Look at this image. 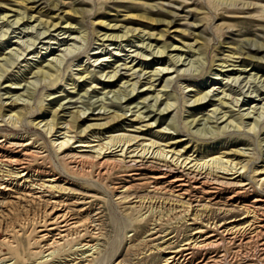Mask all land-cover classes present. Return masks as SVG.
I'll list each match as a JSON object with an SVG mask.
<instances>
[{
  "label": "rangeland",
  "instance_id": "374dc122",
  "mask_svg": "<svg viewBox=\"0 0 264 264\" xmlns=\"http://www.w3.org/2000/svg\"><path fill=\"white\" fill-rule=\"evenodd\" d=\"M27 1L31 2L27 4ZM53 1H0V59L5 57L9 60L8 64L0 61L4 66L0 69V106L6 110L13 107L16 112L23 106L26 108L23 109L22 121L12 119L7 113L0 116V135L13 131L18 137L30 139L34 147L44 150L41 152L46 156L39 167L57 171L65 178L69 171L70 179L76 184L70 186L73 194L69 198L79 197L89 203V214L80 218L91 217L98 225L96 229L100 230L103 256L96 264H112L117 259L123 260L124 264H162L163 257L154 250L151 240L168 235L163 238L167 240L178 231H185L186 240L199 224L191 225V220L168 222L164 219L160 226L165 232L163 235L153 234V222L138 224L137 220L143 214H149L151 205L145 202L141 206L136 202L141 198L162 200L170 197L149 192L151 190L143 188L145 184L142 181L120 177L118 172L110 177H96V174H84L70 164L64 167L50 143L58 134L53 136L45 131L48 128L44 125L50 119L49 115V118L46 116L47 111L64 108L61 114L64 122H68L73 113L82 112V115L92 118L83 129L90 124H105L116 114L124 115L120 120L121 126L116 128L118 133L168 144L172 142L171 137L161 133L171 132L175 135L172 138L183 141L178 149L189 146L186 151L195 153L194 157L210 149L224 155H233L236 151L245 153L243 160L248 169L243 173V179L251 185V192L264 199V184L263 191L256 185L259 176H264V0H57L65 5L60 11L53 9ZM77 9L80 13L73 14ZM169 14L174 18L167 16ZM139 15L172 20L175 26L166 37L159 39L158 33L167 30L166 27L152 26L131 18ZM67 18H70L68 22ZM47 20L49 25L45 23ZM101 22L110 24V27L105 29ZM51 23L60 24L53 28ZM135 29L137 31L133 32ZM174 30L180 33H172ZM151 34L155 36L151 37ZM110 35L112 38L108 37ZM195 35H200L199 42H195ZM165 42L171 43L172 47L163 52ZM236 48H243L244 52L262 59L261 62L251 63L244 60L245 55H233ZM48 63H54L56 72L53 78L32 75L38 66ZM125 63L130 67L136 65L138 72L145 69L149 74L141 76L137 72V75L129 77L133 73L125 70ZM116 67L120 71L118 76L109 79ZM166 68L173 74L162 79L164 71L158 77L160 80L153 82L152 88L157 91L166 85V92L160 94L162 98L159 101L155 99L156 93H151L149 96L152 98L143 103L142 98L147 95L142 91L149 83V77L154 71ZM82 74L86 78H81ZM127 80L132 81L124 84ZM134 83L138 85L133 95V87L129 85ZM198 89L210 91V97L202 106L193 103L195 93L189 92ZM18 96L21 98L17 99ZM219 99L228 104L226 108L220 106ZM14 100L23 106L12 104L9 107ZM167 104L172 107L170 113L166 111L164 116L158 115L167 108ZM215 109H219L216 114ZM138 111L146 118L145 121L150 122L134 118ZM105 112L111 114L104 115ZM224 113L227 116L220 120ZM194 119L196 124L190 126ZM149 124L151 126L148 127ZM102 128L90 129L87 135L99 134L95 135L94 141L103 142L113 133H106L107 130ZM76 141L78 138L72 143ZM255 170L259 172L255 173ZM124 181L133 186L132 192L121 194L115 190L114 184ZM89 187L93 190L90 191ZM125 196L129 199L123 202ZM254 197L250 196L247 204ZM5 200L0 197V202ZM68 202L76 212L79 211L80 208L72 205L74 202ZM202 204L195 203L194 211L201 212ZM159 206V199L152 204L153 209ZM219 209L231 211V215L222 214ZM209 211L210 217L217 221L244 216V212L236 209L235 205L212 206ZM11 217L0 218V259L9 256L15 262V255L2 242L5 238L11 240L10 233L3 231L5 225L11 223ZM131 230L134 231L128 234ZM17 240L14 243H20V252L29 263H33L26 236ZM262 243L259 241L240 248L238 243L228 241L225 248L206 252L205 259L216 257L222 260V264H264ZM201 259L202 254L199 253L196 261Z\"/></svg>",
  "mask_w": 264,
  "mask_h": 264
},
{
  "label": "bare ground",
  "instance_id": "6f19581e",
  "mask_svg": "<svg viewBox=\"0 0 264 264\" xmlns=\"http://www.w3.org/2000/svg\"><path fill=\"white\" fill-rule=\"evenodd\" d=\"M218 1L224 2L222 0ZM30 2L27 1V4ZM62 5L65 6L63 1L54 0L51 3L53 9H58L57 11H60ZM73 12V14L78 15L80 10L77 9ZM148 12L152 13V10H148ZM66 15L68 16V14ZM167 16L170 17L171 14ZM131 18H138L141 22L152 26L166 27L167 30L164 29L165 31L163 30L158 33L159 39L166 37L175 26V22L172 20H158L157 18L143 15H139V17L132 16ZM69 20L70 18H67V22ZM45 23L49 25L50 22L47 20ZM59 24L51 23L50 25L56 28ZM100 25H103L105 29L110 27V24H106L105 22H101ZM136 31V29L135 31L133 30V32ZM172 33H180V31L174 30ZM182 33L183 35H187L185 32ZM126 34H129V32H126ZM153 36L155 34H151V37ZM195 36L197 37L195 42H199L198 38L200 35ZM108 37L112 38V35ZM163 46L165 49L163 52H165L166 49L172 47V44L165 42ZM242 49L236 48L233 55H239L241 57L245 55L244 60L251 63L261 62L262 59L250 55L248 54L249 52H244ZM230 57L232 58V56ZM0 61L9 62L8 58L5 57L1 58ZM53 65L54 63H48L41 67L38 66L32 75L43 79L53 78L56 72L55 66ZM123 66H125V70L133 73L129 77L137 75L138 73H141V76L149 74V72H145V69H139L140 72H138V69H135L136 65L135 67H130L125 63ZM0 67L2 70V67H4L3 64ZM117 67L111 72L112 76L109 79H115L118 76L120 71L118 72ZM164 71L166 72L162 76V79L173 74L167 68L162 69V71H154L149 77V83L144 86V90L142 91L147 95L146 98H142L143 103L148 98H152L149 96L151 93H156L155 99L159 101L162 98L160 94L166 92L164 91L168 87L166 85L160 90H152L154 83L160 80L158 77ZM82 75L81 78H86L84 74ZM119 78L124 80L122 77ZM132 80H127L124 84H129ZM136 85L135 83L129 85L133 87V95L136 91ZM189 92L195 93L193 103H196L197 106H202L201 104L210 97V91L202 89L191 90ZM222 100L219 99L220 106L226 108L228 104L222 102ZM18 102L20 101L14 100L10 103L9 107L12 104L15 106L22 104ZM166 107L163 111L161 110L162 112L159 111L160 114L158 115L163 114L164 116L167 114L165 113L166 111L169 114L172 107L168 104ZM23 109H26L25 106L16 112L13 111V107L6 110V108L0 106V116L3 117L7 113L10 114L12 119L22 121L21 117L24 116ZM103 109L105 110V108ZM59 110L56 109L54 111L51 110L52 112L49 113L48 111L46 112V116L48 117L49 115L50 119L44 127L48 128L45 130L48 132H46L47 134L53 136L54 134H58L56 136L57 138L50 143L57 158L64 167L67 168V165L70 164L73 168L80 170L84 174L91 175L93 173L96 174V177H110L115 172H118L120 177H129L132 181H142L145 184L143 188L145 190H151L149 192L170 197L162 200L158 198L160 206L154 209L152 208V204L158 201L157 198H141L136 202L140 203L141 206L145 202L150 203L151 209L149 214L148 212L143 214L137 220V223L148 224L153 222V234L163 235L165 233L160 228L162 225L161 222L164 219L168 222L176 220L188 222L191 220V225L199 224V227L186 240H184L185 231H178L177 234L167 240L163 238H166L168 235L164 237L158 236L151 240L154 250L163 257L162 264H222V260L216 257H210L206 261L205 253L212 249L224 247L228 241L233 244L238 243L237 246L240 248L263 241L261 246L264 249V199L260 198V195L256 194V192H251V185L243 179V173L248 169V165L244 164L243 160L246 157L245 153L236 151L233 155H224L218 153L215 149H210L201 152L202 155L194 157L195 153L189 154V151H186V148L188 149L189 146L181 150L178 149L183 141L172 138L175 135L171 132L161 133L171 137L172 142L168 144H162L155 140L142 139L138 135L118 133L119 130L116 128L121 126L122 121L120 120L124 115L120 116L116 114L110 117L108 119L109 121L105 124H90L87 128L83 129L82 127L86 122L92 121V118L89 116L86 117V115H82V112L78 111L71 115L72 117H70L68 122H64V117L61 114L64 113L65 109ZM151 110L153 111L154 109L152 108ZM218 111L219 109H215L214 114ZM109 112H105L104 115H110L111 113ZM226 116L227 114L224 113V116L220 120ZM133 117L144 123L150 122L148 120L145 121L146 118H143L139 111ZM19 121L18 123H20ZM11 122L14 121L12 120ZM195 122L196 119L191 121L190 126L196 124ZM41 123L39 124L41 125ZM102 127L107 130L106 133H113L105 138L103 142L101 140L94 141L97 138L95 135L99 134L93 133L91 136L87 135L90 129H99ZM13 133V131H8L7 134L0 135V197L7 199L4 202H0V208L2 209L0 211V218L3 219L12 216L11 223L5 225V230H3L10 233L9 237L11 240L5 238L2 242L15 255L16 261L14 262L8 256L0 259V264H96V261H100L101 256H103L102 244L100 242L102 239L101 235H99L100 230L98 231L96 229L98 225H95L91 217L88 216L85 219L80 218L85 214H89L90 210L88 208L90 207L87 208L89 203H85L86 200L80 199L79 197L69 198V195L73 194L70 186L76 185L70 179L72 176L69 171L66 173L68 177L65 178L57 171H47L39 167V164H42L46 157L41 152L43 149L34 147V143L30 139L18 137ZM69 134L74 135L71 137ZM78 135L80 137H77ZM76 138H78V141L72 143ZM74 144L77 145L72 147ZM254 172L258 173L259 170H255ZM263 184L264 176L260 175L259 181L256 183L258 190L263 191ZM115 185V190L121 194H127L133 191V186L128 181ZM104 188L109 189L108 186H104ZM89 190L92 191L93 189L89 187ZM226 195L228 196L225 197ZM249 195L255 197L250 204H247L248 199H250ZM66 196L68 198H65ZM128 199L129 197L125 196L122 201L125 202ZM68 201L74 202L72 205L80 208L79 211L76 212ZM195 203H204L200 205V208H202L201 212L198 210L194 211ZM219 205H235L236 209L244 212V216L240 219L217 221L216 218L210 217L209 210L212 206ZM219 211L227 216L231 215V211H222V209H219ZM153 214L154 216H152ZM25 229L27 231L23 232L22 230ZM133 231L131 230L128 234ZM20 236H26L27 238L28 251L33 259V263H29L20 252V243H14L15 240L18 241L17 239ZM127 238H131V236H127ZM199 253L202 254V259L197 262L196 256ZM111 263L124 264L123 260L120 259Z\"/></svg>",
  "mask_w": 264,
  "mask_h": 264
}]
</instances>
